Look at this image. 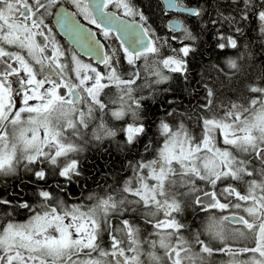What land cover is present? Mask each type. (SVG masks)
<instances>
[{
  "label": "snow or ice",
  "instance_id": "1",
  "mask_svg": "<svg viewBox=\"0 0 264 264\" xmlns=\"http://www.w3.org/2000/svg\"><path fill=\"white\" fill-rule=\"evenodd\" d=\"M168 3L194 24L159 35L143 0H0V264H264V0ZM209 37L224 66L183 109L173 77L189 86ZM145 140L151 158L88 189L86 152Z\"/></svg>",
  "mask_w": 264,
  "mask_h": 264
},
{
  "label": "trees",
  "instance_id": "2",
  "mask_svg": "<svg viewBox=\"0 0 264 264\" xmlns=\"http://www.w3.org/2000/svg\"><path fill=\"white\" fill-rule=\"evenodd\" d=\"M201 2H203V0H201ZM193 4H196V2L189 1L187 5L194 6ZM143 5L146 7V11H150L152 20L154 21L153 26L157 28L158 34L164 36L168 35L170 29H168L167 25L173 14L165 11L164 5L160 0H143ZM205 20H207L206 17ZM183 22L194 24L192 18L188 16H185V20H183ZM208 39L209 43H206L199 50V54L196 56L193 64L191 65L192 72L194 71V73H191L192 80L189 86L185 88L184 83L180 80L178 75H174L173 77V87L177 89L176 95L181 98L183 109H189L190 105L194 101L193 98L197 96L196 84L199 79L197 73L200 72L201 74L206 75L212 72L213 65L220 64L222 66V63L225 62L226 52L219 50L213 51L210 37ZM252 51L255 53L253 57L255 61L260 62L261 60H264L263 51L261 52L258 48H256L255 45L253 46ZM227 54L229 55L232 53L228 52ZM259 58L260 60H258ZM225 94L231 95L230 92H227ZM155 111L159 113L161 110L155 109ZM144 143H147V140L141 142V147L136 153L128 155H125L124 152L116 150L114 147L109 149V151L105 153L95 151L94 149H90L88 152H86L85 155L88 158L85 164V174L88 177L89 181L88 189H95L97 183L102 185L104 184L105 180H107L109 184L123 181L124 178L130 175L127 165L128 160L134 159L135 156L140 155L151 158V154L149 152H145L143 149ZM88 189H85V195L88 194ZM5 195H7V193H5ZM79 195V192L72 193V197L74 198L79 197ZM24 218L25 216L23 213H21V215L18 217V219Z\"/></svg>",
  "mask_w": 264,
  "mask_h": 264
},
{
  "label": "flooded vegetation",
  "instance_id": "3",
  "mask_svg": "<svg viewBox=\"0 0 264 264\" xmlns=\"http://www.w3.org/2000/svg\"><path fill=\"white\" fill-rule=\"evenodd\" d=\"M161 1V0H160ZM189 1H192V2H196L197 3V0H185V1H183V0H179V3L181 4V5H186V6H188L187 4L189 3ZM194 6L196 5V4H193ZM64 7L65 8H68L69 7V5L65 2L64 3ZM173 15H176V14H178V13H172ZM179 16L180 17H185V16H187L186 14L184 15V14H179ZM206 18H207V16H206ZM78 19H80V22H81V24H86V22L85 21H83L81 18H78ZM52 23H53V25H55L54 24V18L52 19ZM89 27H92V29H93V31H96V29H95V27L94 26H91V25H89ZM56 31L57 32H59L57 29H56ZM58 39H60L61 40V42L63 43V44H65V45H67L68 47H72V46H70L63 38H62V36L61 35H59L58 36ZM102 42H104L107 46H110V44H111V46H115V44L117 43L116 41H106V40H103V38H102ZM258 43V42H257ZM257 48V47H256ZM261 52L263 51V55H264V49H259ZM229 55H231V54H229ZM263 58H264V56H263ZM258 60H260V58L258 59ZM85 62H87L86 60H85ZM225 63V62H224ZM224 63H222V66L221 67H223L224 66ZM0 67H2V66H0ZM162 71L165 73V74H168V70L167 69H162ZM191 73H194V71L193 72H191ZM198 88V87H197ZM196 88V97H194L193 99H194V101H193V103L190 105V108H194L199 102H202L201 101V98H202V96H203V89L202 88H198L197 89ZM229 97H231V95H226V94H224V100H225V103H227V100H228V98ZM233 99H234V97H232ZM185 215L188 217V220H189V222H191L194 218L192 217V216H190V213L189 212H186L185 213ZM25 219V218H24ZM21 220H23V219H21ZM196 220L198 221L199 220V217H196ZM238 243H241V244H243V243H247V244H251V237H249L247 240H240V241H238ZM221 259H226V258H224V257H221Z\"/></svg>",
  "mask_w": 264,
  "mask_h": 264
},
{
  "label": "water",
  "instance_id": "4",
  "mask_svg": "<svg viewBox=\"0 0 264 264\" xmlns=\"http://www.w3.org/2000/svg\"><path fill=\"white\" fill-rule=\"evenodd\" d=\"M163 2H164L166 11L173 12V13H183L181 11H178L176 8L170 7L169 3H168V0H163ZM176 23H178V22H176V21L170 22V24H176ZM54 24H55V19H54ZM57 30L59 32H61V30L59 28H57ZM61 36L69 43V45H71L73 47L72 41L68 37L64 36L62 34V32H61ZM84 58L88 59L87 57H84Z\"/></svg>",
  "mask_w": 264,
  "mask_h": 264
},
{
  "label": "bare ground",
  "instance_id": "5",
  "mask_svg": "<svg viewBox=\"0 0 264 264\" xmlns=\"http://www.w3.org/2000/svg\"><path fill=\"white\" fill-rule=\"evenodd\" d=\"M184 6H186V5H184ZM188 6H189V5H188ZM179 14H184V15H185V13H178V14H176V15H173V16L171 17V19H170V21H169L168 24H170V22H172V21L181 22V21L185 20V17H180Z\"/></svg>",
  "mask_w": 264,
  "mask_h": 264
},
{
  "label": "rangeland",
  "instance_id": "6",
  "mask_svg": "<svg viewBox=\"0 0 264 264\" xmlns=\"http://www.w3.org/2000/svg\"><path fill=\"white\" fill-rule=\"evenodd\" d=\"M230 240H231V237H230Z\"/></svg>",
  "mask_w": 264,
  "mask_h": 264
}]
</instances>
